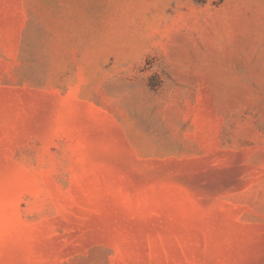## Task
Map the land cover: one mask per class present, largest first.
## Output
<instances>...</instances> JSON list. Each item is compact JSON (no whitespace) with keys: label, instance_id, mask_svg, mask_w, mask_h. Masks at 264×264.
Wrapping results in <instances>:
<instances>
[{"label":"rangeland","instance_id":"374dc122","mask_svg":"<svg viewBox=\"0 0 264 264\" xmlns=\"http://www.w3.org/2000/svg\"><path fill=\"white\" fill-rule=\"evenodd\" d=\"M0 264H264V0H0Z\"/></svg>","mask_w":264,"mask_h":264}]
</instances>
